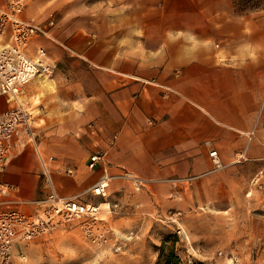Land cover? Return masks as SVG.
<instances>
[{"label":"crops","instance_id":"0c3cea01","mask_svg":"<svg viewBox=\"0 0 264 264\" xmlns=\"http://www.w3.org/2000/svg\"><path fill=\"white\" fill-rule=\"evenodd\" d=\"M237 1L121 0V15L136 23L121 25L126 35L120 38L119 56H112L105 44L102 55L78 51L70 59L69 64L86 70L71 79L81 107L72 130L95 118L106 134L99 149L109 163L93 169L96 179L111 168L143 176L194 175L211 166L208 144L221 160L230 158L235 146L247 144L236 154L244 150L246 160L264 162V1L245 9ZM41 41L64 53L52 40ZM71 139L73 146L82 145L79 152L74 147L63 152L66 159L49 158L62 195L90 181L78 178L65 188V180L53 171L59 158L63 166L81 170L89 149L85 145L95 144L85 136ZM8 165L0 180L18 186L19 205L25 209L31 196L22 193L23 170L14 164L8 170ZM47 194L48 188L43 198Z\"/></svg>","mask_w":264,"mask_h":264},{"label":"rangeland","instance_id":"374dc122","mask_svg":"<svg viewBox=\"0 0 264 264\" xmlns=\"http://www.w3.org/2000/svg\"><path fill=\"white\" fill-rule=\"evenodd\" d=\"M263 1L238 0L237 7L245 9ZM121 4V0H26V14L37 21L52 19L48 24L56 39L52 41L64 47L63 54L56 48L47 49L58 62L45 76L51 80L43 89H36L37 84L35 88L30 81L20 94L32 112L38 145L56 161L57 156L66 159L63 152L74 147L80 151L82 145L73 146L71 137L85 136L95 143L91 140L85 145L89 149L84 150L81 170L68 174L60 158L52 163L55 175L65 180V188L78 178L90 179L72 194L84 193L96 179L87 159L90 150L101 147L106 134L95 118L72 130L81 107L77 83L71 79L75 72L86 70L69 64L70 59L78 51L102 55L105 44L112 56H119L120 38L126 35L121 33V25L136 23V18L121 15ZM2 100L9 104L5 96ZM89 122L96 128L92 133L87 131ZM246 146H235L228 159L223 155V167L211 170L210 166L194 175L143 176L126 169L144 178L140 190L133 188L128 176L121 175L125 170L111 168L113 178L105 197L82 195L101 202L94 220L73 219L29 240L18 239L9 264H156L163 242L165 251L172 247L183 264H264V187L251 181L264 162L235 161L236 152ZM207 147L208 151L215 148ZM13 164L23 170L20 176L26 186L22 193L31 196L25 210L33 212L37 204L32 200L47 193L33 146L20 152L8 170ZM250 186L252 193L247 194Z\"/></svg>","mask_w":264,"mask_h":264},{"label":"built area","instance_id":"2783aa9c","mask_svg":"<svg viewBox=\"0 0 264 264\" xmlns=\"http://www.w3.org/2000/svg\"><path fill=\"white\" fill-rule=\"evenodd\" d=\"M25 6L26 0H0V171L27 146H33L45 174L48 194L38 200L33 212H28L19 205L18 186L0 180V264L10 263L18 239L29 240L69 220H94L100 212L101 202L83 198L82 195L90 193L105 197L113 178V174L105 170L84 193L62 195L56 190L48 163L52 157L39 147L32 112L20 95L27 83L36 76L49 75L56 64L41 41L42 38L56 41L49 26L53 21H37L25 16ZM3 96L9 101L8 105L3 103ZM87 129L92 133L96 128L89 122ZM251 134L252 131L247 133L248 138ZM208 153L211 170L223 167L216 148H210ZM242 160H246L244 150L235 156V161ZM108 163L103 149L96 148L88 156L87 165L90 169L104 167ZM63 171L73 173L74 167L64 166ZM121 175L131 179L135 190L142 188L143 177L130 174L127 170ZM263 178L264 167L255 172L251 181L253 185L264 187ZM252 189L250 186L247 194H251Z\"/></svg>","mask_w":264,"mask_h":264},{"label":"trees","instance_id":"16d2710c","mask_svg":"<svg viewBox=\"0 0 264 264\" xmlns=\"http://www.w3.org/2000/svg\"><path fill=\"white\" fill-rule=\"evenodd\" d=\"M156 264H183L180 257L176 254L175 250L170 247L165 251V243L163 242L160 247V252L158 255V260ZM191 264H203L202 262H192Z\"/></svg>","mask_w":264,"mask_h":264},{"label":"bare ground","instance_id":"6f19581e","mask_svg":"<svg viewBox=\"0 0 264 264\" xmlns=\"http://www.w3.org/2000/svg\"><path fill=\"white\" fill-rule=\"evenodd\" d=\"M45 76H47V75H45ZM45 76H43V77L41 78L40 75H39V76H36L33 80L38 79V80H36L37 84H38V83H41L42 85H45V84H46V81L48 82L49 80H51V79H48V78L45 77ZM39 77H40V78H39ZM33 80H32V81H33Z\"/></svg>","mask_w":264,"mask_h":264}]
</instances>
